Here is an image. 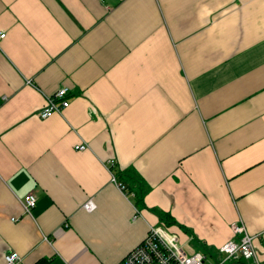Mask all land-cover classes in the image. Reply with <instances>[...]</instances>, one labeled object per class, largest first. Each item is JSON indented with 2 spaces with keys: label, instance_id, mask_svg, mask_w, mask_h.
I'll list each match as a JSON object with an SVG mask.
<instances>
[{
  "label": "crops",
  "instance_id": "obj_1",
  "mask_svg": "<svg viewBox=\"0 0 264 264\" xmlns=\"http://www.w3.org/2000/svg\"><path fill=\"white\" fill-rule=\"evenodd\" d=\"M1 32L0 264H119L160 222L206 256L244 223L264 264V0H0Z\"/></svg>",
  "mask_w": 264,
  "mask_h": 264
},
{
  "label": "built area",
  "instance_id": "obj_2",
  "mask_svg": "<svg viewBox=\"0 0 264 264\" xmlns=\"http://www.w3.org/2000/svg\"><path fill=\"white\" fill-rule=\"evenodd\" d=\"M5 35L6 33L1 32L0 38H4ZM66 92L67 88H61L54 95L48 97L47 104L39 111V116L48 118L68 106L69 101L63 99ZM58 100L61 101L58 102ZM75 148L84 150L87 148V144L80 143ZM21 202L25 211L31 213L37 205V196L34 193H28L21 199ZM84 208L91 210L93 201H87ZM232 231L233 236L220 248L226 257L214 264L236 263L240 260H250L253 264H262L255 243L257 236L249 233L244 223H234ZM239 234L241 236H238ZM206 258L207 256L202 252L188 251L181 243L179 235L172 231L166 223L160 222L150 225L145 238L119 264H206ZM21 261L22 257L19 252L9 250L5 253V264H19Z\"/></svg>",
  "mask_w": 264,
  "mask_h": 264
},
{
  "label": "rangeland",
  "instance_id": "obj_3",
  "mask_svg": "<svg viewBox=\"0 0 264 264\" xmlns=\"http://www.w3.org/2000/svg\"><path fill=\"white\" fill-rule=\"evenodd\" d=\"M224 257H226V255L224 253H220V252H213V254H209L206 258V264H214L216 263L218 260L223 259ZM246 261V260H245ZM248 263L253 264L252 261H248Z\"/></svg>",
  "mask_w": 264,
  "mask_h": 264
},
{
  "label": "trees",
  "instance_id": "obj_4",
  "mask_svg": "<svg viewBox=\"0 0 264 264\" xmlns=\"http://www.w3.org/2000/svg\"><path fill=\"white\" fill-rule=\"evenodd\" d=\"M239 262H242V260H240ZM238 262H236V263H227V264H237ZM248 263V262H247ZM248 264H250V263H248Z\"/></svg>",
  "mask_w": 264,
  "mask_h": 264
},
{
  "label": "water",
  "instance_id": "obj_5",
  "mask_svg": "<svg viewBox=\"0 0 264 264\" xmlns=\"http://www.w3.org/2000/svg\"><path fill=\"white\" fill-rule=\"evenodd\" d=\"M237 264H248L247 262H240V263H237Z\"/></svg>",
  "mask_w": 264,
  "mask_h": 264
}]
</instances>
